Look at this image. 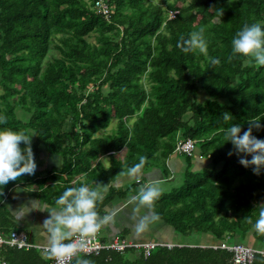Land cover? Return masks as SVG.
<instances>
[{
  "label": "trees",
  "instance_id": "trees-1",
  "mask_svg": "<svg viewBox=\"0 0 264 264\" xmlns=\"http://www.w3.org/2000/svg\"><path fill=\"white\" fill-rule=\"evenodd\" d=\"M95 1L0 0V114L6 126L36 133L37 157L44 145L63 159L52 175L3 186L0 231L18 229L3 204L18 183L46 185L55 199L67 187L99 183L108 187L98 204L103 214L116 195L149 181L142 176L125 189L114 187L119 175L141 157L144 171L164 168L177 140L189 137L202 142L207 165L194 169L195 153L185 154L189 165L181 179L147 207L182 238L244 236L264 202V169L257 174L255 165L229 155L233 144L224 131L232 123L243 131L249 120L264 122V65L233 54L231 40L245 23L264 22V0H180L181 6L176 0H108L109 19L96 13ZM201 26L217 64L178 43ZM225 111L232 119H223ZM254 132L264 137V129ZM2 255L10 264H50L37 248L5 247ZM79 255L95 264H230L232 257L221 248L190 245H157L147 257L137 248Z\"/></svg>",
  "mask_w": 264,
  "mask_h": 264
},
{
  "label": "clouds",
  "instance_id": "clouds-1",
  "mask_svg": "<svg viewBox=\"0 0 264 264\" xmlns=\"http://www.w3.org/2000/svg\"><path fill=\"white\" fill-rule=\"evenodd\" d=\"M184 52L199 50L208 56L212 64L219 63V57L208 54V36L206 29L201 26L191 31L187 37L181 36L178 41ZM233 54H242L245 57L254 58L259 65H264V22L253 21L245 23L231 40ZM223 119H232L228 111L223 113ZM7 117L0 114V193L4 191V185L9 181L15 183L25 176H36L39 171L37 155L33 146V135L25 130L6 126ZM249 126L242 131L241 123H232L224 131L225 141H231L233 148L229 155L235 152L239 161L248 167L255 165L253 171L259 174L264 169V137L255 134L264 129L261 119L249 120ZM243 154V155H241ZM250 158H249V155ZM144 164V157L128 169L129 175L138 174ZM131 199L138 201L136 207L142 205L151 206L159 198L162 187L158 183L147 182ZM104 199V190L100 184L90 186L88 183H80L64 189L56 199V206L47 208L50 215L44 220L43 226L48 234L50 256L58 260L75 257L74 264H95V261L77 255L85 248L84 241L74 239L75 236H87L97 233L104 225L113 221L118 209L106 213L98 210V204ZM259 215L255 219L254 228L264 234V202L260 203ZM158 215V214H157ZM251 222V217H248ZM149 218L141 216L136 224L138 230L148 227ZM258 251H260L258 249Z\"/></svg>",
  "mask_w": 264,
  "mask_h": 264
},
{
  "label": "crops",
  "instance_id": "crops-1",
  "mask_svg": "<svg viewBox=\"0 0 264 264\" xmlns=\"http://www.w3.org/2000/svg\"><path fill=\"white\" fill-rule=\"evenodd\" d=\"M194 157L195 160L192 162L194 169H201L207 165V159L201 156L200 152H198V154L196 152ZM108 162L109 157L105 156L104 163L108 164ZM37 163L39 165V171L45 173L43 175L37 173L36 176H34L35 179L52 175L57 168L62 166V158L48 151L44 145H41L40 154L37 157ZM182 163V160L177 157V154L172 153L166 160L164 168L160 166H152L148 171L141 169V171L135 175H129L128 172H124L114 180L112 185L114 187L125 189L129 183H133V181L135 182V179L132 180V177L141 180L142 176L147 178L149 181H146L150 182V184L169 180L178 181L177 178L179 172L183 171ZM62 175L64 178L68 176L65 172H63ZM78 177L79 176H76V178ZM83 177L84 176H81L79 178ZM88 184L90 186H95L97 183ZM44 187H46V185L37 186V183L32 180L18 183L8 191V194L3 201L4 206L8 210L10 217L16 223L18 229L26 231L31 241L38 244H49L48 234L43 226V222L50 215L47 208L50 209L56 206V199L53 196L55 191L52 190L46 192L43 190ZM103 187L104 186H101L104 190L105 196L107 194V188ZM139 189L140 186L137 184L127 193L126 196L116 195L106 204V212L113 209H118V211L116 212L113 221L101 228V238L103 241L106 240L105 242H107L115 237H120V235L125 234L130 240L135 242L152 240L155 242L172 243L179 246L190 245L210 248L214 245H218L222 241H226L230 244L244 242L252 247L264 249V245H259V243H257L258 240L261 242V239L255 228L249 230L244 236L239 233H230V236L222 241L210 232H200L190 237L185 236L184 238L186 240L184 241V238H182V236L171 225H168L163 219L154 214L147 205H142L139 208L136 207L138 201H133L131 197L136 194ZM141 216H147L149 218V223L146 229L138 230L136 224ZM157 220L160 221L156 222ZM180 237L182 238L181 241H176ZM252 263L264 264V254H257Z\"/></svg>",
  "mask_w": 264,
  "mask_h": 264
},
{
  "label": "built area",
  "instance_id": "built-area-1",
  "mask_svg": "<svg viewBox=\"0 0 264 264\" xmlns=\"http://www.w3.org/2000/svg\"><path fill=\"white\" fill-rule=\"evenodd\" d=\"M94 10L96 13L102 15L106 19L111 16V6L108 0H96L94 4ZM176 11H170V18L175 17ZM196 140L192 138L180 137L177 140L175 152L185 153L188 155L194 154L196 149ZM141 182L140 179L137 180ZM148 183H144L145 186ZM101 230V229H100ZM100 230L97 233L89 234L87 236H75L74 239L83 240L85 248L77 253L79 254H99L103 250H116L124 251L127 248H137L143 251L145 257L149 256L151 251L159 244L158 242L149 240L144 242H135L127 238L115 237L110 241H103L100 237ZM5 247H17L20 249H33L37 248L47 254L50 264H72L75 257L71 260L67 258L58 260L55 256L48 254L49 244H38L31 241L26 231L15 229L10 232L4 233L0 231V264H10L8 260L2 255V249ZM169 247H172L170 244ZM214 248H221L227 250L232 254L230 264H252L257 254H264V249L252 247L251 245L244 244L242 242H236L233 244L226 241L220 242L218 245H214ZM258 249L260 251H258Z\"/></svg>",
  "mask_w": 264,
  "mask_h": 264
},
{
  "label": "rangeland",
  "instance_id": "rangeland-1",
  "mask_svg": "<svg viewBox=\"0 0 264 264\" xmlns=\"http://www.w3.org/2000/svg\"><path fill=\"white\" fill-rule=\"evenodd\" d=\"M156 1H158V0H156ZM176 4L178 5V6H181L182 5V2L180 1V0H176ZM57 53V52H56ZM205 98H207V94L205 93V92H203V91H201L200 92V97H199V100L200 101H203ZM20 115L22 116V117H24V118H28V116H29V114L28 113H20ZM105 130H101L100 132H99V134H102L103 132H104ZM32 134H34V135H36V133L35 132H33L32 131ZM201 146H202V142H198L197 141V143H196V149H195V154H196V152H197V154H198V152H201L200 151V149H201ZM123 155H124V153H122ZM194 154V155H195ZM177 157L178 158H180V160H182V165H183V171H181V172H179V175H178V180H180L181 179V176H183L182 174L185 172V170L188 168V165H189V159L187 158V156L184 154V153H177ZM119 158V157H118ZM194 160H195V158H192V160H191V162H194ZM62 163H63V159H62ZM155 166H157V165H155ZM60 168H61V166H60ZM150 169V167L148 168V169H146V171H148ZM37 173H39L40 175H43L45 172H43V171H38ZM167 173V172H166ZM25 178H34V177H31V176H25ZM26 179V180H27ZM133 179H136L135 177H132V180ZM94 183V182H93ZM145 183H147V182H145ZM175 183V181H173V180H169V181H165V182H161V183H158L161 187H162V189H164V188H167V187H169V186H171L172 184H174ZM177 183V182H176ZM94 184H96V183H94ZM104 188V187H103ZM107 188V191H108V187H106ZM160 220H157L156 222H159ZM165 232V231H164ZM198 233H200V232H198ZM198 233H195V234H193V236L194 235H196V234H198ZM120 237H124V238H127V239H129V237H127L125 234H123V235H120ZM181 237L179 238V239H177L176 241H181ZM186 239H184V241H185ZM264 240H262L261 239V242H259V240L257 241V243H259V245H264V242H263ZM157 242V241H156ZM160 243H162V242H160ZM242 243H244V242H242ZM261 243V244H260ZM169 245L171 244L172 245V247H173V245H175V244H172V243H168ZM244 244H247V243H244Z\"/></svg>",
  "mask_w": 264,
  "mask_h": 264
},
{
  "label": "bare ground",
  "instance_id": "bare-ground-1",
  "mask_svg": "<svg viewBox=\"0 0 264 264\" xmlns=\"http://www.w3.org/2000/svg\"><path fill=\"white\" fill-rule=\"evenodd\" d=\"M196 142H197V141H196ZM196 142H195V143H196ZM174 153L177 154L178 152H175V151H174ZM184 154H185V153H184ZM100 237H101V230H100ZM101 239H102V238H101ZM158 243H159L158 245H166V246H169L168 243H160V242H158Z\"/></svg>",
  "mask_w": 264,
  "mask_h": 264
}]
</instances>
